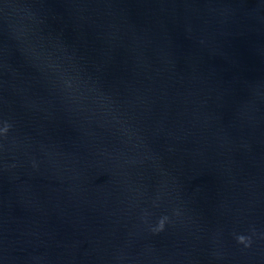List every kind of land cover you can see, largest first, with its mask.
Wrapping results in <instances>:
<instances>
[{"label": "water", "instance_id": "water-1", "mask_svg": "<svg viewBox=\"0 0 264 264\" xmlns=\"http://www.w3.org/2000/svg\"><path fill=\"white\" fill-rule=\"evenodd\" d=\"M5 125L0 264H264V0H0Z\"/></svg>", "mask_w": 264, "mask_h": 264}, {"label": "clouds", "instance_id": "clouds-1", "mask_svg": "<svg viewBox=\"0 0 264 264\" xmlns=\"http://www.w3.org/2000/svg\"><path fill=\"white\" fill-rule=\"evenodd\" d=\"M9 127H10L9 125H5L2 129H0V132L7 133ZM165 220H166V218H164V219H162V220L160 221L159 229H158V230H163ZM238 241H239L240 243H245V242H246V238L243 237V236H240V237H238Z\"/></svg>", "mask_w": 264, "mask_h": 264}]
</instances>
